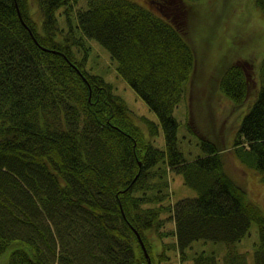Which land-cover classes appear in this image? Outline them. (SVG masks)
I'll list each match as a JSON object with an SVG mask.
<instances>
[{
	"label": "trees",
	"instance_id": "16d2710c",
	"mask_svg": "<svg viewBox=\"0 0 264 264\" xmlns=\"http://www.w3.org/2000/svg\"><path fill=\"white\" fill-rule=\"evenodd\" d=\"M73 1L0 0V264H150L138 233L152 264H173L171 245L183 262L199 239L224 242L225 264H247L237 242L253 222L255 264H264V208L227 172L220 145L199 133L204 152L190 160L178 144L174 111L197 64L184 9L197 0H156L158 9L88 0L77 12L84 36L159 116L160 125L141 118L152 138L162 127L164 147L134 122L113 84L85 67L88 51L78 59L72 45L83 39L73 29L57 37V12ZM216 87L233 106L250 101L232 148L264 181V61L255 74L232 63ZM170 171L197 195L173 201ZM173 234L159 251L154 236ZM193 260L218 264L205 250Z\"/></svg>",
	"mask_w": 264,
	"mask_h": 264
},
{
	"label": "rangeland",
	"instance_id": "374dc122",
	"mask_svg": "<svg viewBox=\"0 0 264 264\" xmlns=\"http://www.w3.org/2000/svg\"><path fill=\"white\" fill-rule=\"evenodd\" d=\"M87 1L71 2L73 8L69 11H65L68 5L59 8L57 37L62 38L69 34L70 29H73L75 36L83 39L80 44L72 45L76 54L80 56L78 59H83L85 51H88L85 67L89 71L103 75L113 84L115 91L126 100L134 122L143 127L155 145L164 147L162 127L160 126V132L152 138L148 133L145 120L141 118L147 116L159 122L160 125L157 113L118 73L117 64L109 52L95 39L85 37L78 26L77 12L88 6ZM136 1L151 9H158L159 6L156 0ZM191 3L192 6L188 11L184 9L186 25L183 28L186 29L184 31L186 37L196 52L197 64L187 82L184 98L174 111L179 121L178 144L186 158L192 160L204 152L200 134L216 142L222 148L227 172L234 179L245 184L251 198L264 208V181L261 174L255 168L243 164L233 153L232 148L238 126L250 109V101L247 100L241 107L233 106L230 98L217 91L216 87L222 72L232 63L243 65L247 72L252 74L259 70L264 61V10L256 0H197ZM33 14L42 25L43 18L40 13L33 12ZM189 120L195 130L190 128ZM170 173V191H172L173 201L197 195L195 188L185 184L182 174L174 171ZM162 215L167 217L164 231L171 232L175 228L172 213L164 212ZM175 237L174 234L168 235L159 242L154 236L153 241L160 243L158 247L160 251L164 247L163 243L174 244ZM259 241V226L258 223L253 222L249 233L237 242L238 249L246 253L247 264H255L254 252ZM202 250L215 253L218 264L226 263L227 247L220 241L195 240L192 247L187 249L189 256L183 262L180 261L177 248L171 245L166 249L171 255L170 262L173 264H194V255ZM58 261H56L57 264Z\"/></svg>",
	"mask_w": 264,
	"mask_h": 264
},
{
	"label": "water",
	"instance_id": "95a60500",
	"mask_svg": "<svg viewBox=\"0 0 264 264\" xmlns=\"http://www.w3.org/2000/svg\"><path fill=\"white\" fill-rule=\"evenodd\" d=\"M138 237H139L140 242H141V244H142V246H143V249H144V251H145V253H146V256H147L148 259H149L150 264H152L151 259H150V256H149V253H148V250H147V248H146V245H145V243H144V241H143V239L141 238V236H140L139 233H138Z\"/></svg>",
	"mask_w": 264,
	"mask_h": 264
}]
</instances>
